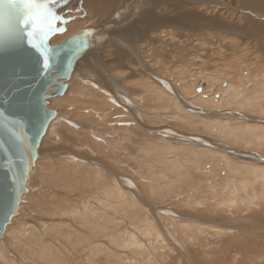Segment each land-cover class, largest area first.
Here are the masks:
<instances>
[{"label": "rangeland", "instance_id": "374dc122", "mask_svg": "<svg viewBox=\"0 0 264 264\" xmlns=\"http://www.w3.org/2000/svg\"><path fill=\"white\" fill-rule=\"evenodd\" d=\"M41 1L99 46L0 264H264V0Z\"/></svg>", "mask_w": 264, "mask_h": 264}, {"label": "water", "instance_id": "95a60500", "mask_svg": "<svg viewBox=\"0 0 264 264\" xmlns=\"http://www.w3.org/2000/svg\"><path fill=\"white\" fill-rule=\"evenodd\" d=\"M69 21L38 0H0V239L20 215L40 147L58 116L49 93L64 96L79 62L99 46L91 27L52 44Z\"/></svg>", "mask_w": 264, "mask_h": 264}, {"label": "bare ground", "instance_id": "6f19581e", "mask_svg": "<svg viewBox=\"0 0 264 264\" xmlns=\"http://www.w3.org/2000/svg\"><path fill=\"white\" fill-rule=\"evenodd\" d=\"M38 1L41 2V3H43L41 0H38ZM43 4H44V3H43ZM44 5H45L46 7H48V5H46V4H44ZM53 13H54V12H53ZM54 14H55V13H54ZM70 21H71V20H70ZM82 30H83V29H82ZM78 32H79V31H78ZM164 35H165V34H164ZM70 36H71V35H70ZM70 36H69V37H70ZM55 37H56V36H55ZM55 37H54V38H55ZM67 38H68V37H67ZM67 38H65V39H67ZM63 40H64V39H63ZM63 40H62V41H63ZM51 41H52V40H51ZM60 41H61V40H60ZM58 42H59V41H58ZM58 42H57V43H58ZM52 43H53V42H52ZM54 43H55V42H54ZM57 43H56V44H57ZM59 43H60V42H59ZM88 55H89V54H88ZM76 68H77V67H76ZM75 70H76V69H75ZM74 72H75V71H74ZM73 75H74V73H73ZM72 79H73V78H72ZM71 81H72V80H71ZM71 81H70V82H71ZM70 82H69V87H70ZM224 86H225V87H228L229 84H226V83H225V84L223 85V87H224ZM198 91H199V90H198ZM199 92H200V91H199ZM202 92H203V91H202ZM202 92H201V93H202ZM216 95H219V94H216ZM216 95H214V97H215ZM49 96H50V99H52V98H62V97H64V96H62V97H53V94H52V93H49ZM202 97H203V98H207L208 96H207L205 93H202ZM49 105H50V104H49ZM58 116H59V115H58ZM58 116H57V117H58ZM52 123H53V122H52ZM51 125H52V124H51ZM50 127H51V126H50ZM49 129H50V128H49ZM40 148H41V147H40ZM39 158H40V157H39ZM37 161H38V160H37ZM4 239H5V238H4ZM4 239H0V240H4Z\"/></svg>", "mask_w": 264, "mask_h": 264}, {"label": "snow or ice", "instance_id": "6c2138e0", "mask_svg": "<svg viewBox=\"0 0 264 264\" xmlns=\"http://www.w3.org/2000/svg\"><path fill=\"white\" fill-rule=\"evenodd\" d=\"M27 8H31L32 7V5L31 4H27L26 3V5H25ZM28 19H30V20H36V17L35 16H30ZM28 22V20H25V23H27ZM37 23H39V21H36ZM44 67L45 68H47L48 67V62H47V60H45V62H44Z\"/></svg>", "mask_w": 264, "mask_h": 264}]
</instances>
